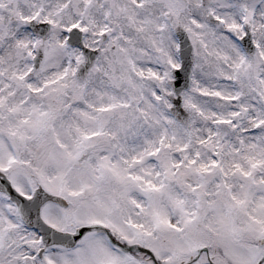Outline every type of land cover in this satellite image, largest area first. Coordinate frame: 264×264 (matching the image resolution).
I'll use <instances>...</instances> for the list:
<instances>
[{
  "label": "snow or ice",
  "instance_id": "obj_1",
  "mask_svg": "<svg viewBox=\"0 0 264 264\" xmlns=\"http://www.w3.org/2000/svg\"><path fill=\"white\" fill-rule=\"evenodd\" d=\"M0 264H264V0H0Z\"/></svg>",
  "mask_w": 264,
  "mask_h": 264
}]
</instances>
